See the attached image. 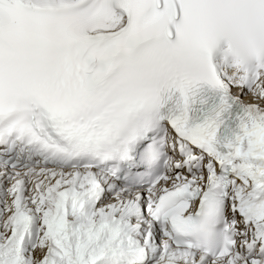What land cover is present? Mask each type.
Segmentation results:
<instances>
[{"label":"snow or ice","instance_id":"obj_1","mask_svg":"<svg viewBox=\"0 0 264 264\" xmlns=\"http://www.w3.org/2000/svg\"><path fill=\"white\" fill-rule=\"evenodd\" d=\"M0 264H264V0H0Z\"/></svg>","mask_w":264,"mask_h":264}]
</instances>
